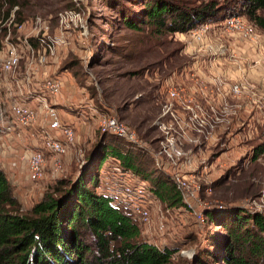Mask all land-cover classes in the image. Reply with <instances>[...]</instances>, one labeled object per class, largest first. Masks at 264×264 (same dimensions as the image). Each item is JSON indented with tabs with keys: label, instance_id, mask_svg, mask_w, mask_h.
Masks as SVG:
<instances>
[{
	"label": "rangeland",
	"instance_id": "obj_1",
	"mask_svg": "<svg viewBox=\"0 0 264 264\" xmlns=\"http://www.w3.org/2000/svg\"><path fill=\"white\" fill-rule=\"evenodd\" d=\"M31 3L24 11L18 10L24 16L20 19L17 14L25 21L23 27L18 30L12 25L11 31L17 32L23 43L17 44L21 48L19 64L6 74L24 73L21 82L26 85L49 75L59 77L62 87L47 101L59 111L63 125L73 129L74 140L61 156L47 152L38 182L30 179L26 150L16 140L0 147V161L7 168L13 193L23 210L54 192L61 180L68 184L83 170L92 169L94 164L88 156L103 133L95 113L98 109L115 114L136 132L141 143L138 150L154 162L147 165L153 174L170 165L164 174L177 186V175L186 182L182 189L195 213L187 207L165 205L144 186L142 193H127L125 185L139 184L132 180L134 173L117 170L114 160L104 164L100 176V191L113 190L122 198L115 203L131 208L142 239L159 247L178 248L173 264H189L199 248H208V236L215 232V224L207 219L210 208L241 206L264 216V152L255 157L256 147L264 146L262 29L243 16V21L259 34L261 50L255 41L231 33L225 26H215L208 36L207 51L196 50L190 30L170 35L172 44L149 53L148 45L140 49L132 46L142 34H148L127 29L113 4L106 0ZM7 9L5 5L3 10ZM42 28H46V34L38 33ZM37 36L47 40L60 37L65 43L47 52L46 62L41 60L46 55L45 46L38 44ZM32 37L40 47L36 45V52L28 45ZM232 41L244 42L249 51L233 54ZM117 44L120 47L116 53L113 46ZM9 47L4 45L6 53ZM166 48H179L172 62L175 66L163 59ZM124 50L132 52L127 59L121 57ZM216 50L218 55L214 57ZM172 89L176 96L170 95ZM34 106L35 126L56 133L49 124L44 125L51 121L46 105Z\"/></svg>",
	"mask_w": 264,
	"mask_h": 264
},
{
	"label": "trees",
	"instance_id": "obj_2",
	"mask_svg": "<svg viewBox=\"0 0 264 264\" xmlns=\"http://www.w3.org/2000/svg\"><path fill=\"white\" fill-rule=\"evenodd\" d=\"M106 1L113 4L127 29L148 34H142L132 46L140 49L148 45L149 53L172 44L170 35L205 23L222 27L232 15H245L264 31V0ZM31 2L0 0V19L8 17L16 6L24 11ZM232 2L238 6H232ZM5 5L7 10H3ZM21 11L19 18L23 19ZM119 47L113 46L116 53ZM178 53L179 48H172L165 51L163 59L175 66L172 62ZM121 55L127 59L132 52L124 50ZM179 65L183 67L181 62ZM138 149L141 148L126 138L100 133L88 156L94 164L92 169L83 170L77 180L68 184L61 180L54 192L47 193L27 211L14 195L7 171L0 166V264H173L178 248L159 247L142 239L131 208L116 204L122 198L113 190L100 191L104 164L111 159L117 170L134 173V184L148 188L165 205L188 208L182 191L164 174L170 165L156 169L154 176L147 166L154 164L153 160ZM259 152H264V146L256 147V158ZM206 214L215 224V232L208 236V248H199L189 264H264L262 213L241 206L217 205Z\"/></svg>",
	"mask_w": 264,
	"mask_h": 264
},
{
	"label": "built area",
	"instance_id": "obj_3",
	"mask_svg": "<svg viewBox=\"0 0 264 264\" xmlns=\"http://www.w3.org/2000/svg\"><path fill=\"white\" fill-rule=\"evenodd\" d=\"M18 10L19 8L16 6L11 10L8 17L3 16L0 19V147H7L11 144L12 140H16L26 150L25 156L30 166V179L33 182H38L43 174L47 152L51 153L54 157L65 154L67 152V145L71 144L74 140V131L71 127L63 125L59 111L53 108L47 101L49 95L56 96L60 91L62 82L59 77L49 75L45 80L38 79V81L26 85L25 82H21L24 73L6 74V72L19 64L21 58V48L19 49L17 44L19 42L23 43L21 41L22 38L17 36V32L11 31L13 26L17 25V29L19 30L25 23L24 20L17 18ZM223 26L231 33H239L243 37L255 41L256 47L261 50L262 43L258 41L259 34H257L253 25H248L243 21V16H229L222 24ZM214 27L215 25L213 24L205 23L191 30L192 37L197 42L196 50L207 51L210 48L208 36L210 35V30ZM38 30V33L46 34V28ZM37 37L35 40L38 41V44L45 46L44 52H46V55L41 60H46V62L48 58L47 52H53L56 44L65 43V40H62L60 37L48 40L45 37ZM33 39L34 37L29 38L27 41L31 50L36 52L40 47L33 42ZM5 44L11 46L8 49V53L4 50ZM36 45L38 49H35ZM216 55H218L217 50L214 53V57ZM176 94V90L172 89L170 91L171 96H176ZM35 104L46 105L48 116H51V121L50 123L45 122L44 125L49 124V128L56 133L49 132L45 126H43V130L35 126L37 119ZM100 111L96 109L95 113L99 117L103 133L123 137L135 145H141L136 132L124 120H121L115 114L109 112L100 113ZM59 131L62 133L59 134ZM0 166L7 171L5 164L1 161ZM57 166H60L59 159H57ZM134 176L132 180L136 179ZM177 177L178 180L176 179V182L183 193L185 202L188 204V210L190 213H195L196 211L192 202L186 198L182 189L186 187V182L181 180L178 175ZM143 189L142 184H139L137 187L125 185L127 193H142ZM147 213L145 212V214Z\"/></svg>",
	"mask_w": 264,
	"mask_h": 264
},
{
	"label": "crops",
	"instance_id": "obj_4",
	"mask_svg": "<svg viewBox=\"0 0 264 264\" xmlns=\"http://www.w3.org/2000/svg\"><path fill=\"white\" fill-rule=\"evenodd\" d=\"M231 43V51L233 54H239V55H244L246 54L249 50V48L247 47V45L244 42H240V41H232ZM14 179L16 180V178L14 177Z\"/></svg>",
	"mask_w": 264,
	"mask_h": 264
}]
</instances>
